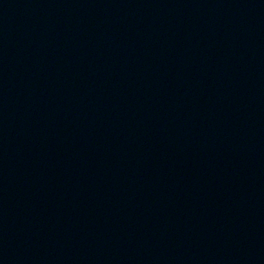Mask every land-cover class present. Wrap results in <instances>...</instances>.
Here are the masks:
<instances>
[{"label":"water","instance_id":"1","mask_svg":"<svg viewBox=\"0 0 264 264\" xmlns=\"http://www.w3.org/2000/svg\"><path fill=\"white\" fill-rule=\"evenodd\" d=\"M0 264H264V0H0Z\"/></svg>","mask_w":264,"mask_h":264}]
</instances>
